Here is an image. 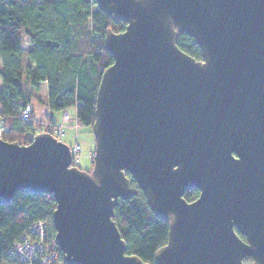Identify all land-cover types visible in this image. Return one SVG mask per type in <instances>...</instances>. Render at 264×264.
Segmentation results:
<instances>
[{
    "label": "water",
    "instance_id": "water-1",
    "mask_svg": "<svg viewBox=\"0 0 264 264\" xmlns=\"http://www.w3.org/2000/svg\"><path fill=\"white\" fill-rule=\"evenodd\" d=\"M95 4L125 27L104 32L113 60L96 89L92 166H69L49 132L0 136V203L51 194L62 264H150L113 220L118 198L139 191L167 221L154 264H264V0ZM182 33L200 59L179 48Z\"/></svg>",
    "mask_w": 264,
    "mask_h": 264
},
{
    "label": "trees",
    "instance_id": "trees-1",
    "mask_svg": "<svg viewBox=\"0 0 264 264\" xmlns=\"http://www.w3.org/2000/svg\"><path fill=\"white\" fill-rule=\"evenodd\" d=\"M124 27V21L112 20L99 10L95 0H0V128L5 126L1 138L28 143L29 134L46 131L40 125L42 119L34 116V100L50 111L63 113L74 107L78 123L91 127L100 75L113 60L103 47L104 32L106 28L117 32ZM23 41L29 45L27 61L22 58ZM176 43L194 58H201V50L191 36L179 34ZM43 84L44 98L40 95ZM27 104L31 120L22 122L19 112ZM44 121L54 123L51 117ZM131 186L137 187L133 179ZM198 193L191 188L183 197L192 201ZM54 208L55 200L48 193L21 191L8 203H0V263L6 261L12 242L29 231L34 222H44L45 241L53 243ZM113 220L127 252L154 264V252L166 242L168 227L165 219L149 209L142 192L118 198ZM250 262V257L243 258V263Z\"/></svg>",
    "mask_w": 264,
    "mask_h": 264
},
{
    "label": "built area",
    "instance_id": "built-area-1",
    "mask_svg": "<svg viewBox=\"0 0 264 264\" xmlns=\"http://www.w3.org/2000/svg\"><path fill=\"white\" fill-rule=\"evenodd\" d=\"M19 118L22 122H29L31 120V107L25 105L19 112ZM49 118V117H47ZM69 119V115L65 112L62 113L61 120L65 121ZM42 128H45V132L51 133L57 139L63 134L62 124L54 123L51 121H44L40 124ZM4 127L0 128V135ZM38 133V132H37ZM36 134V133H35ZM35 134H29L30 139ZM70 147L71 162L69 166H78L81 159V144L74 142ZM45 224L43 221H37L29 226V231L20 235L18 240L12 242L11 246L7 250L6 261L3 260L0 264H62L59 258V251L56 249V245L53 243L48 244L45 241Z\"/></svg>",
    "mask_w": 264,
    "mask_h": 264
},
{
    "label": "rangeland",
    "instance_id": "rangeland-1",
    "mask_svg": "<svg viewBox=\"0 0 264 264\" xmlns=\"http://www.w3.org/2000/svg\"><path fill=\"white\" fill-rule=\"evenodd\" d=\"M24 44V41H23ZM33 106L36 107L37 118L42 119L40 124L44 122L46 111L51 114L53 120L57 123L62 124L63 134L60 136V140L67 145H72L74 142H79L81 144V159L79 167L81 169H89L92 160V153L94 150V137L91 127L80 125L75 118V108L69 107L64 112L69 115V119L62 121V112L49 111L44 105L37 104V101L32 102ZM60 118L59 120H57Z\"/></svg>",
    "mask_w": 264,
    "mask_h": 264
},
{
    "label": "crops",
    "instance_id": "crops-1",
    "mask_svg": "<svg viewBox=\"0 0 264 264\" xmlns=\"http://www.w3.org/2000/svg\"><path fill=\"white\" fill-rule=\"evenodd\" d=\"M28 47H29V45L28 44H22V58H23V60L24 61H27V49H28ZM0 68H1V65H0ZM0 87H1V79H0ZM45 94H46V88H45V85L43 84L42 86H41V89H40V95L42 96V98H44V96H45ZM37 104H40V105H44L45 106V104L44 103H39L38 101H37ZM33 105V104H32ZM46 107V106H45ZM47 108V107H46ZM48 109V108H47ZM49 110V109H48ZM33 113H34V116H35V118H37V116H36V113H37V111H36V107H34L33 106ZM50 111V110H49ZM62 116V115H61ZM45 117H51V114L49 113V112H47L46 111V113H45ZM52 118V117H51ZM37 119H40V118H37ZM53 119V118H52ZM60 118H58L57 120H59ZM2 121V118L0 117V122ZM56 121V120H55Z\"/></svg>",
    "mask_w": 264,
    "mask_h": 264
},
{
    "label": "clouds",
    "instance_id": "clouds-1",
    "mask_svg": "<svg viewBox=\"0 0 264 264\" xmlns=\"http://www.w3.org/2000/svg\"><path fill=\"white\" fill-rule=\"evenodd\" d=\"M1 136V135H0ZM93 154V153H92Z\"/></svg>",
    "mask_w": 264,
    "mask_h": 264
}]
</instances>
